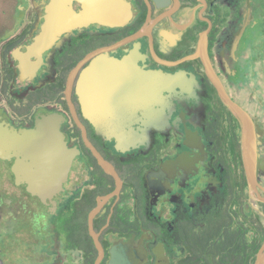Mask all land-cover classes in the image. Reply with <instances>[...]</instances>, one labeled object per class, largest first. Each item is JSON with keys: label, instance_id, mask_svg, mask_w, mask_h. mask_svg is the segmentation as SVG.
Wrapping results in <instances>:
<instances>
[{"label": "flooded vegetation", "instance_id": "obj_1", "mask_svg": "<svg viewBox=\"0 0 264 264\" xmlns=\"http://www.w3.org/2000/svg\"><path fill=\"white\" fill-rule=\"evenodd\" d=\"M8 1L14 7L0 12V125L23 132L57 116L77 155L55 204L19 185L16 158L0 156V264H96L89 215L118 181L95 153L122 184L94 220L101 264L113 251L120 264H188L189 229L212 220L259 241L256 264L264 245V129L236 90L264 89V0H128L132 14L122 26L79 23L39 53L50 0L33 13L30 0ZM101 55L134 57L132 85L149 96L102 116L87 113L78 87ZM219 86L254 121L256 191L246 176L242 120ZM246 93L254 103V91Z\"/></svg>", "mask_w": 264, "mask_h": 264}, {"label": "water", "instance_id": "obj_2", "mask_svg": "<svg viewBox=\"0 0 264 264\" xmlns=\"http://www.w3.org/2000/svg\"><path fill=\"white\" fill-rule=\"evenodd\" d=\"M76 1L82 4L80 12H77L73 6ZM48 10L51 16L46 32L35 45L38 53L58 39L67 29L79 23L122 26L130 20L132 14L128 0H50ZM133 60L134 57L119 61L101 55L83 72L78 91L87 113L102 116L116 103L140 102L142 98L149 96L147 88L140 89L132 85L131 76L134 75V71L130 67L133 65ZM220 92L226 104L242 120L246 176L250 187L256 191L259 155L254 121L244 109L228 98L221 87ZM59 122L57 116L47 115L35 129L23 132L0 125V156L16 158L13 171L17 183L27 186L28 192L44 203L52 201L55 204L54 198L64 190L77 155L69 149L63 136L60 135ZM95 154L100 164L118 181L117 191L100 199L99 205L89 215L90 232L99 252L96 264H101L104 259V249L94 230V220L103 207V201L118 195L122 184L113 167L104 162L97 153ZM110 264H120L115 251ZM256 264H264V245Z\"/></svg>", "mask_w": 264, "mask_h": 264}, {"label": "trees", "instance_id": "obj_3", "mask_svg": "<svg viewBox=\"0 0 264 264\" xmlns=\"http://www.w3.org/2000/svg\"><path fill=\"white\" fill-rule=\"evenodd\" d=\"M189 230V237H185L188 264H251L260 244L257 240L253 245L248 243L246 235L237 233L227 220L222 224L212 220L203 228Z\"/></svg>", "mask_w": 264, "mask_h": 264}, {"label": "rangeland", "instance_id": "obj_4", "mask_svg": "<svg viewBox=\"0 0 264 264\" xmlns=\"http://www.w3.org/2000/svg\"><path fill=\"white\" fill-rule=\"evenodd\" d=\"M39 1L40 0H30V6H29V9H28V11L30 13L37 12L39 10V8H38V2ZM9 6H13L14 7V5H12V3L10 1H8V0H0V12L8 10L7 8ZM256 32H257V34L260 33L259 30H257ZM262 86H263V82H262V80H260L259 81V87H262ZM246 88H248V87L245 86V87L241 88L240 90H236L237 93H239L238 101L243 102L244 106L249 109V111L252 113V115L254 116V118L256 120H258V119L261 120V122H259V124L261 126L263 125V129H264V111H263V109L260 110L258 105H257L258 102L264 104V89H261V88L260 89H256L255 86H253V88L250 87L249 89H246ZM252 91H254V93H255V95H254L255 100H252V101H254V103H251L249 100H246V98H244V97L247 96L246 92H248V94L250 95V93ZM258 91L261 92V94H257L256 92H258ZM259 141L261 142V145H262L261 148H260V157H261L263 165H264V131L262 132V134L260 133ZM240 170L242 171V168ZM77 177H79V175L75 176V181H76ZM261 178H262V181H264V173L261 174ZM80 182H82V181H80ZM75 184H77V183H74V184H72V186H70L72 191H75V190H73L76 187ZM78 195L79 194H77V196ZM214 195L218 196V194H214ZM215 196H212V198L214 199ZM204 207H207V206H204Z\"/></svg>", "mask_w": 264, "mask_h": 264}]
</instances>
